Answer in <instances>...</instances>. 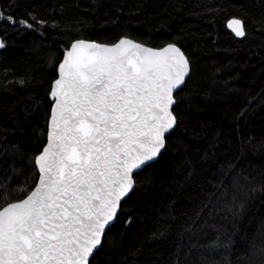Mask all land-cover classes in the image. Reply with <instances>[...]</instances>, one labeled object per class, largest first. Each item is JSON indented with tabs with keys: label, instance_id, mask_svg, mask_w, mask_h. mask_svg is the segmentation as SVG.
<instances>
[{
	"label": "trees",
	"instance_id": "obj_1",
	"mask_svg": "<svg viewBox=\"0 0 264 264\" xmlns=\"http://www.w3.org/2000/svg\"><path fill=\"white\" fill-rule=\"evenodd\" d=\"M0 12L15 21L0 19V210L37 184L64 50L177 44L191 66L177 127L90 264H264V0H0Z\"/></svg>",
	"mask_w": 264,
	"mask_h": 264
},
{
	"label": "snow or ice",
	"instance_id": "obj_2",
	"mask_svg": "<svg viewBox=\"0 0 264 264\" xmlns=\"http://www.w3.org/2000/svg\"><path fill=\"white\" fill-rule=\"evenodd\" d=\"M228 27L244 35L240 21ZM188 71L175 45H71L51 93L49 143L35 161L38 186L0 211V264H88L133 170L164 147L176 123L172 92Z\"/></svg>",
	"mask_w": 264,
	"mask_h": 264
},
{
	"label": "water",
	"instance_id": "obj_3",
	"mask_svg": "<svg viewBox=\"0 0 264 264\" xmlns=\"http://www.w3.org/2000/svg\"><path fill=\"white\" fill-rule=\"evenodd\" d=\"M233 20H238V21L241 22L242 27H243V32H244V35H243V36H237V35L235 34V32H234L231 28L228 27L229 22H231V21H233ZM226 26H227V28H228V29H229V30H230V31H231V32H232L237 38H243V37L246 35V30H245V24H244V21L241 20L240 18L233 17V18L229 19V20L227 21ZM121 40H130V41H132L133 43L140 44V45H141L142 47H144V48H151V49H153L154 51H160V50L164 49L165 47H168L169 45H175L176 47H178V48L181 50V52L184 53L185 58L188 60L189 71H188V74L184 77V82H183L179 87L175 88V89L173 90V92H172V97H173L174 103L171 105V107H170V111H171L172 114L175 116L174 108H175L176 103H177V102H176V98H175V96H176V94H177V93H178V92H179V91L185 86V84H186V82H187V80H188V78L190 77V74H191V66H190V62H189V59H188L187 55L185 54V52H184V51H183V50H182L177 44H168V45H166V46H164V47H162V48H153V47L147 46V45H145V44H143V43L137 42V41H135V40H133V39H131V38H128V37H123V38H121L118 42H116V43H114V44H104V43L95 42V41H88V40H83V41L88 42V43H96V44H100V45L105 46V47H113V46H115L116 44H118ZM77 41H79V40H77ZM75 42H76V41H75ZM75 42H73V43H75ZM70 50H71V46H70L68 49L64 50L63 57H62L61 61H60L59 64H58V68H57V78H56L55 81L53 82L52 89H51V92H50V99H51V101H52V108H51V114H50V119H49L48 137H47V141H46L45 146L43 147L42 151L38 154V156L41 155V154L43 153V150L48 146V143H49V135H50V133L52 132V114H53L54 109L56 108V103H55V100H54V98L52 97L51 93H52V91L55 89V86H56V85H55V82H56V80L60 78L59 66H60V64H62V63L64 62V59H65L66 56H67V52L70 51ZM175 118H176V116H175ZM176 127H177V118H176V123H175V125H174V126L168 131V132H166V133L164 134V147L160 149V152L157 154V156H156L153 160H151V161H147L145 164L141 165L140 168H138V169H134V170H133V172H132V180H133L132 188H131V190H130L125 196H123V197L121 198V200H120V202H119V207H118V209H117V211H116V214H115L114 218H113L111 221H109V223L105 226L104 231H103V234H102V236H101V244H100L99 246H97L96 249H94L92 255H91V256L89 257V259H88V264H90L92 257H93V256L96 254V252L102 247L106 232H107L108 229H109L111 226H113L114 223L116 222V220H117V218H118V216H119V214H120V211H121V208H122L123 201H124L125 199H127V198L131 195V193L135 190V186H136L135 175H136L137 173H139L141 170L145 169V168H146L147 166H149L150 164L156 162V161L160 158L161 154L163 153V151H164L165 148H166V145H167V137H168V136H169V135H170V134L176 129ZM38 156H37V157H38ZM37 157H36V158H37ZM37 168H38V166H37ZM39 175H40V174H39ZM38 182H39V178H38V181H37V184L35 185V187L38 186ZM35 187H34L33 190H35ZM33 190H32V191H33ZM27 196H28V195H27ZM27 196H26L24 199H26ZM22 200H23V199H22ZM20 201H21V200L16 201V202H12V203H18V202H20ZM10 204H11V203H10ZM8 205H9V204H8ZM8 205H7V206H8ZM7 206H5V207H7ZM2 210H3V209H2ZM2 210H0V211H2Z\"/></svg>",
	"mask_w": 264,
	"mask_h": 264
},
{
	"label": "bare ground",
	"instance_id": "obj_4",
	"mask_svg": "<svg viewBox=\"0 0 264 264\" xmlns=\"http://www.w3.org/2000/svg\"><path fill=\"white\" fill-rule=\"evenodd\" d=\"M0 13H1V12H0ZM0 37H1V36H0ZM2 39H3V38H2ZM1 41H2V40H1ZM2 44H3V43H2ZM4 45H5V44H4ZM164 46H165V45H164ZM162 47H163V46H162ZM178 93H179V92H178ZM143 170H144V169H143ZM141 171H142V170H141ZM141 171H140V172H141Z\"/></svg>",
	"mask_w": 264,
	"mask_h": 264
}]
</instances>
